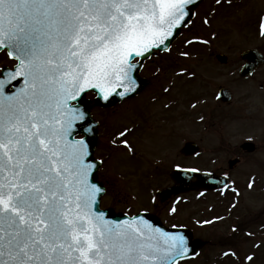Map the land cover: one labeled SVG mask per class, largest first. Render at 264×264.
<instances>
[{"label": "snow or ice", "instance_id": "6c2138e0", "mask_svg": "<svg viewBox=\"0 0 264 264\" xmlns=\"http://www.w3.org/2000/svg\"><path fill=\"white\" fill-rule=\"evenodd\" d=\"M195 2L0 0V48L15 61L0 72V264H177L186 255L182 235L96 210L103 189L92 180L82 101L90 91L105 101L135 92L136 58L166 50Z\"/></svg>", "mask_w": 264, "mask_h": 264}, {"label": "flooded vegetation", "instance_id": "af4514ba", "mask_svg": "<svg viewBox=\"0 0 264 264\" xmlns=\"http://www.w3.org/2000/svg\"><path fill=\"white\" fill-rule=\"evenodd\" d=\"M254 2L262 5L252 13L263 37L264 0ZM234 10V0L199 2L180 36L166 50L153 49L143 63L139 76L147 81L138 93L111 107L90 108L98 130L97 176L103 209L128 216L146 212L165 227L187 228L206 241L194 259L214 242V229L227 225L222 238L229 263L264 264V202L245 203L248 193H264L258 185L264 158L256 156L264 150V130L257 138L247 135L250 125L264 123V43L236 46ZM246 64L253 69L244 70ZM187 170L227 178L229 185L170 193L172 175Z\"/></svg>", "mask_w": 264, "mask_h": 264}, {"label": "rangeland", "instance_id": "374dc122", "mask_svg": "<svg viewBox=\"0 0 264 264\" xmlns=\"http://www.w3.org/2000/svg\"><path fill=\"white\" fill-rule=\"evenodd\" d=\"M235 1V10H234V25H233V37L236 46L240 44L253 43L260 44L264 43V36L260 37L256 33V15L252 12L262 8V5H259L255 0H234ZM241 11H247L251 13H243ZM3 58L0 57V62ZM255 104H260V96H255ZM237 125L233 127V133L235 134L234 138L239 137L237 132ZM264 130V123H255L250 125L247 135L257 138L262 134ZM258 158H264V150L259 152L256 155ZM190 162V161H188ZM115 176H120V173L116 170L113 171ZM258 179V178H256ZM246 180V179H245ZM258 185H264V174L258 179ZM264 202V193H248L245 197V203H251L253 206L258 207ZM213 228V227H212ZM228 233L227 225H218L214 229L213 234L210 235L214 242L203 249L202 257L195 259L193 261H188L185 264H230L229 257L225 256L224 253L227 251L228 244L225 239L222 237ZM206 235V234H205ZM218 241V242H216ZM220 243V244H217Z\"/></svg>", "mask_w": 264, "mask_h": 264}, {"label": "water", "instance_id": "95a60500", "mask_svg": "<svg viewBox=\"0 0 264 264\" xmlns=\"http://www.w3.org/2000/svg\"><path fill=\"white\" fill-rule=\"evenodd\" d=\"M195 4H196V2H195ZM195 4H192V7L195 5ZM190 15H191V12H190ZM189 15V16H190ZM188 16V17H189ZM179 33V29H177V32L174 34V36L173 37H175V36H177V34ZM144 58H142V60H143ZM134 75H135V73H134ZM115 100H117V98H116V94L115 95H113L111 98H110V100H108L107 102L105 101L104 103H103V100H102V98L99 96V95H97V97L94 99V101H93V104H98V105H109V104H112V102H114ZM82 106L83 107H86V105H84L83 104V101H82ZM87 126V125H86ZM86 141H87V143L89 144V151H90V154H92V152H93V149H94V145H95V134H91L90 132L87 134V136H86ZM90 158H91V160L92 161H94L93 159H92V157L90 156ZM98 168V167H97ZM95 172L96 171H94V173H93V176H92V180H93V182L95 183L96 182V175H95ZM177 179H178V182H179V178L178 177H176ZM189 180H190V177H187V183H186V185L187 186H196V187H198V186H217V185H219V184H221L222 182H220V183H216L217 181H215V182H209L208 181V178H206V177H200L196 182H193V183H190L189 182ZM100 196V195H99ZM99 196L97 197V206H96V210L98 211V212H100L99 211V206H98V198H99ZM107 216H112L111 214H108ZM112 217H115V216H112ZM118 218V216L115 218V219H117ZM160 243L161 244H163V241H160ZM201 245H202V242H200V241H186V247L188 248V252L186 253V255H185V257H187V256H190V255H194L195 253H197V251H198V249L201 247ZM183 258V257H182Z\"/></svg>", "mask_w": 264, "mask_h": 264}]
</instances>
